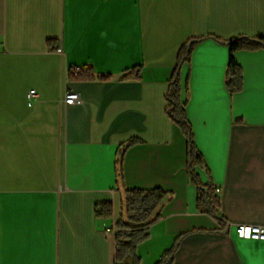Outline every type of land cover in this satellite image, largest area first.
Returning a JSON list of instances; mask_svg holds the SVG:
<instances>
[{"label":"crops","instance_id":"crops-1","mask_svg":"<svg viewBox=\"0 0 264 264\" xmlns=\"http://www.w3.org/2000/svg\"><path fill=\"white\" fill-rule=\"evenodd\" d=\"M242 36L264 39V0H0V264H114L122 186L172 194L140 264L181 237L173 264H264V240L236 233L264 228V48L231 53L223 42ZM191 40L182 103L224 223L199 212L188 139L167 114ZM71 91L79 104L64 103ZM107 203L113 217L99 218Z\"/></svg>","mask_w":264,"mask_h":264},{"label":"trees","instance_id":"trees-1","mask_svg":"<svg viewBox=\"0 0 264 264\" xmlns=\"http://www.w3.org/2000/svg\"><path fill=\"white\" fill-rule=\"evenodd\" d=\"M218 40V39H217ZM254 40L262 38H250L242 36L230 41H224L229 46L231 53L241 50H257L264 48L263 45L256 43ZM185 44L179 51L177 66L170 81L169 90L166 94L168 103L167 114L170 119L181 127L188 139V173L191 182L197 188V207L199 212L208 214L219 223H224L220 215V199L216 194V189L212 185H204L199 178L197 169L204 166V159L198 151L194 140L192 127L187 119L184 105L182 103V86L181 70L182 67L190 62L194 46ZM199 41V40H198ZM54 41H48V47L53 49ZM140 71L135 75L136 79L140 78ZM132 78V76H128ZM106 78H111L106 77ZM75 81H92L95 80L93 70L90 68L81 69L76 75L71 76ZM105 79V77H102ZM227 86L232 93L240 92L244 86V73L242 67L233 57L227 70ZM128 147V146H126ZM122 168L119 166L118 177L122 180ZM122 216L116 225L114 238V264H140L137 256V247L150 237V228L162 219V210L172 194L162 190H126L122 186ZM96 215L99 218H111L114 215L113 204H101L96 206ZM182 237L179 238L173 248L164 253L157 264H173L175 254Z\"/></svg>","mask_w":264,"mask_h":264},{"label":"built area","instance_id":"built-area-1","mask_svg":"<svg viewBox=\"0 0 264 264\" xmlns=\"http://www.w3.org/2000/svg\"><path fill=\"white\" fill-rule=\"evenodd\" d=\"M70 72L77 74L81 71V68L72 67L69 69ZM36 96L35 91H31L29 94L30 98ZM81 102L80 95L76 92H68L64 98L66 105L79 104ZM218 191V190H216ZM236 233L239 238L246 240H264V228L256 225L240 224L236 228Z\"/></svg>","mask_w":264,"mask_h":264},{"label":"water","instance_id":"water-1","mask_svg":"<svg viewBox=\"0 0 264 264\" xmlns=\"http://www.w3.org/2000/svg\"><path fill=\"white\" fill-rule=\"evenodd\" d=\"M201 40H194V41H192L190 44H189V46H191L193 43H195V42H200ZM256 43H259V44H261V45H263L264 46V42L263 41H261V40H254ZM226 232H228V228L226 229Z\"/></svg>","mask_w":264,"mask_h":264}]
</instances>
